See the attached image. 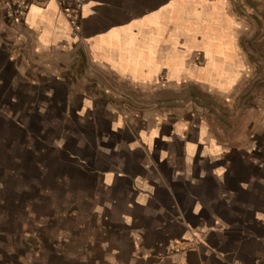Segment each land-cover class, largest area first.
<instances>
[{
  "label": "crops",
  "instance_id": "0c3cea01",
  "mask_svg": "<svg viewBox=\"0 0 264 264\" xmlns=\"http://www.w3.org/2000/svg\"><path fill=\"white\" fill-rule=\"evenodd\" d=\"M245 1L84 0L79 32L55 0L18 23L0 3V119L21 122L0 264H264V0L257 20Z\"/></svg>",
  "mask_w": 264,
  "mask_h": 264
},
{
  "label": "rangeland",
  "instance_id": "374dc122",
  "mask_svg": "<svg viewBox=\"0 0 264 264\" xmlns=\"http://www.w3.org/2000/svg\"><path fill=\"white\" fill-rule=\"evenodd\" d=\"M257 1V0H256ZM261 2H263V0H260ZM246 3V7H250V9H252L255 13V20L259 19V10L256 6V4L253 2V0H246L245 1ZM238 11L241 13H246V10H243L240 6H239V9ZM249 11V10H248ZM248 13V12H247ZM246 13V15H247ZM262 16L264 17V11L262 13ZM261 18V17H260ZM247 43V42H246ZM248 45H250L251 47L255 48L257 50V52H259L260 54L263 52L262 51V44L264 45V41L263 42H259L257 40H253L252 42H248L247 43ZM259 54V55H260ZM259 55L257 53V57L259 58ZM262 55V54H261ZM260 55L261 58H263L262 56ZM255 59H257L255 56H254ZM251 89V92L254 90V88H250ZM23 123V122H22ZM21 125V122L17 119H10V120H7V122H4L2 119H0V188H1V184H2V178L4 176L3 172L7 170V156H8V152L6 149H8L9 147H12L13 151H14V154H13V151H12V154L14 155L12 157V159H15L16 157L15 156H18L19 154H21V152L18 150L19 148V143H20V136L11 128V126L13 127H17V126H20ZM25 137L23 139V142H25L27 140V138H33V136L31 135H28L27 137L26 136H23ZM34 137H36L37 139L39 138L38 135H35ZM35 138H33V143L34 142ZM24 148V145L23 147ZM12 162H15L14 160H12Z\"/></svg>",
  "mask_w": 264,
  "mask_h": 264
},
{
  "label": "built area",
  "instance_id": "2783aa9c",
  "mask_svg": "<svg viewBox=\"0 0 264 264\" xmlns=\"http://www.w3.org/2000/svg\"><path fill=\"white\" fill-rule=\"evenodd\" d=\"M50 0H0L5 15L10 22L18 23L34 4L44 3ZM63 13L68 17L76 32L81 29V13L84 0H55Z\"/></svg>",
  "mask_w": 264,
  "mask_h": 264
}]
</instances>
